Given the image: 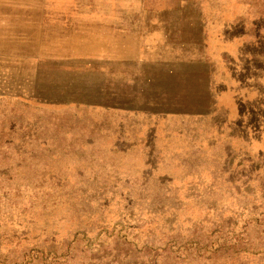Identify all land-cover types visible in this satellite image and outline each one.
<instances>
[{
	"label": "rangeland",
	"instance_id": "1",
	"mask_svg": "<svg viewBox=\"0 0 264 264\" xmlns=\"http://www.w3.org/2000/svg\"><path fill=\"white\" fill-rule=\"evenodd\" d=\"M0 264H264V0H0Z\"/></svg>",
	"mask_w": 264,
	"mask_h": 264
}]
</instances>
